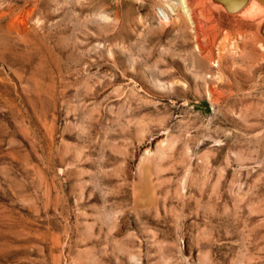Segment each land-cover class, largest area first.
Returning a JSON list of instances; mask_svg holds the SVG:
<instances>
[{"label":"rangeland","instance_id":"rangeland-1","mask_svg":"<svg viewBox=\"0 0 264 264\" xmlns=\"http://www.w3.org/2000/svg\"><path fill=\"white\" fill-rule=\"evenodd\" d=\"M218 1L0 0V264H264V0Z\"/></svg>","mask_w":264,"mask_h":264},{"label":"bare ground","instance_id":"bare-ground-1","mask_svg":"<svg viewBox=\"0 0 264 264\" xmlns=\"http://www.w3.org/2000/svg\"><path fill=\"white\" fill-rule=\"evenodd\" d=\"M250 1V2H249ZM248 2H246V4H244L241 8H240V10L239 11H241L242 13L243 12H246V13H250V15H251V11H253L254 10V8H255V3H254V1L253 0H249ZM216 4H218L219 5V7H223L224 5L220 2V1H218V2H216ZM256 4H258V3H256ZM247 5V6H246ZM224 9V8H223ZM257 12H255L254 14H256ZM261 13V12H260ZM259 12H258V14H260ZM253 14V15H254ZM263 14H264V12H263ZM242 16H244V14H241ZM249 15V16H250ZM253 15H251V17L253 16ZM257 15V14H256ZM255 15V16H256ZM248 16V15H247ZM244 50V49H243ZM244 52V51H243ZM220 96V95H219Z\"/></svg>","mask_w":264,"mask_h":264},{"label":"water","instance_id":"water-1","mask_svg":"<svg viewBox=\"0 0 264 264\" xmlns=\"http://www.w3.org/2000/svg\"><path fill=\"white\" fill-rule=\"evenodd\" d=\"M228 11H234L242 5L244 0H219Z\"/></svg>","mask_w":264,"mask_h":264}]
</instances>
